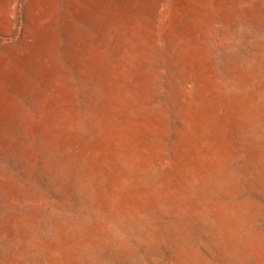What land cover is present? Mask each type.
Masks as SVG:
<instances>
[{"label": "rangeland", "instance_id": "rangeland-1", "mask_svg": "<svg viewBox=\"0 0 264 264\" xmlns=\"http://www.w3.org/2000/svg\"><path fill=\"white\" fill-rule=\"evenodd\" d=\"M0 264H264V0H0Z\"/></svg>", "mask_w": 264, "mask_h": 264}]
</instances>
